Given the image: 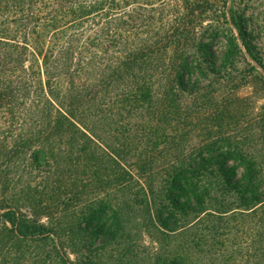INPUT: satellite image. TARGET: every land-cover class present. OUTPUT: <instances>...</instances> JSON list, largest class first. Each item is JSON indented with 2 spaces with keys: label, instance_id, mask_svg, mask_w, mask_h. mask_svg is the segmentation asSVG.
Segmentation results:
<instances>
[{
  "label": "trees",
  "instance_id": "trees-1",
  "mask_svg": "<svg viewBox=\"0 0 264 264\" xmlns=\"http://www.w3.org/2000/svg\"><path fill=\"white\" fill-rule=\"evenodd\" d=\"M227 6L0 0V264L99 263L137 234L196 264L231 217L264 221V58Z\"/></svg>",
  "mask_w": 264,
  "mask_h": 264
},
{
  "label": "rangeland",
  "instance_id": "rangeland-1",
  "mask_svg": "<svg viewBox=\"0 0 264 264\" xmlns=\"http://www.w3.org/2000/svg\"><path fill=\"white\" fill-rule=\"evenodd\" d=\"M224 4L223 1L219 4ZM233 6L239 13H244L250 30L253 33L252 39L262 51L264 58V0H229V6ZM223 8V7H221ZM221 45V44H219ZM221 48V47H220ZM219 48V49H220ZM249 60L252 59L249 57ZM255 65L256 62L252 60ZM259 69L263 71L260 67ZM249 90L244 89L241 93L247 94ZM264 101L259 100L254 109L261 111ZM240 134V133H239ZM227 226V230L224 227ZM224 223L219 227L220 234L226 235L222 241L214 248L210 245L202 246L192 251L189 261L196 264H264V221L261 217L242 216L231 217L229 224ZM223 228V229H222ZM187 233L181 236L171 237L172 244L184 241ZM164 235L137 234V238L127 245L117 248L108 246L107 249L100 251L98 256L99 263L94 264H155L156 258L170 251L172 245L163 244ZM225 242H224V241ZM223 245V247L221 246ZM117 247V246H116ZM126 248V257L118 260L121 256V249Z\"/></svg>",
  "mask_w": 264,
  "mask_h": 264
}]
</instances>
